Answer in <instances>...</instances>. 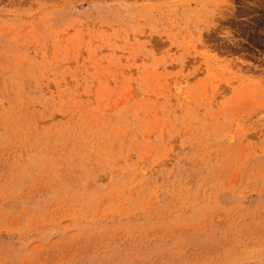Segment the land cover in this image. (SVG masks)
<instances>
[{
	"label": "rangeland",
	"instance_id": "rangeland-1",
	"mask_svg": "<svg viewBox=\"0 0 264 264\" xmlns=\"http://www.w3.org/2000/svg\"><path fill=\"white\" fill-rule=\"evenodd\" d=\"M0 264H264V0H0Z\"/></svg>",
	"mask_w": 264,
	"mask_h": 264
}]
</instances>
